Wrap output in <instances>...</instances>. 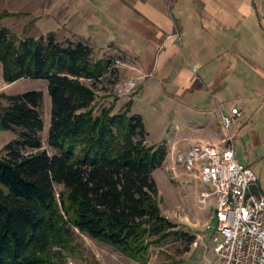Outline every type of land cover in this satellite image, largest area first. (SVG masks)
Instances as JSON below:
<instances>
[{
	"label": "trees",
	"instance_id": "16d2710c",
	"mask_svg": "<svg viewBox=\"0 0 264 264\" xmlns=\"http://www.w3.org/2000/svg\"><path fill=\"white\" fill-rule=\"evenodd\" d=\"M95 54L83 41H59L54 33L21 39L0 27L5 81L49 82V146L55 152L42 138L44 93L3 94L0 126L20 138L0 159V264H58L78 233L148 264L153 243L188 236L161 209L154 173L168 150L148 144L143 117L131 115L133 98L119 113L117 102L98 111V92L84 81L119 70Z\"/></svg>",
	"mask_w": 264,
	"mask_h": 264
},
{
	"label": "rangeland",
	"instance_id": "374dc122",
	"mask_svg": "<svg viewBox=\"0 0 264 264\" xmlns=\"http://www.w3.org/2000/svg\"><path fill=\"white\" fill-rule=\"evenodd\" d=\"M107 3L109 1L106 0H0V17L10 13L1 21L0 27L9 28L21 39L48 37L54 33L59 41H83L95 49V60H111L112 68L119 70L117 75H108L97 82L84 81L94 85L98 92V111L117 102L116 113H119L132 99L133 93L139 90L134 97L131 115L143 117L148 144L165 146L168 150L164 166L154 173L160 189L161 209L178 225L176 231L188 233L187 237L171 236L153 243L148 264H218L220 258L215 250L214 232L207 228L209 223L217 224L219 221L214 207L216 197L208 195L213 190L212 185L201 183L184 168L179 178L172 174L176 156L189 151L197 143L179 141V136L187 133L184 130L188 126L197 132L196 126L203 118V107L200 106L211 103L213 96L206 94L199 102L191 97L184 99L176 96L174 85L163 81L158 72L145 77L132 74L133 67L139 68L141 62H150L154 49L150 47L148 36L134 44L133 34L118 33L114 3L112 7ZM125 14L124 18H127V12ZM180 46L183 53L176 52L169 59L178 69L190 66L186 48ZM135 83L136 86L129 90V85ZM35 90L44 93L41 110L45 128L42 138L44 148L54 155L49 146L52 98L48 80L24 78L9 84L5 81L0 62V113L7 104L3 94L17 95ZM19 138L18 131L5 130L0 126V159L6 154L5 147ZM261 140L262 143L243 135L235 141V149L241 162L252 167L258 175L260 187L256 190L264 195V137ZM175 141L177 143L174 144ZM63 190V186H57L58 192ZM198 239L199 246H195ZM62 256L63 260L58 264H142L113 246L82 233L77 234L72 248L63 250Z\"/></svg>",
	"mask_w": 264,
	"mask_h": 264
},
{
	"label": "crops",
	"instance_id": "0c3cea01",
	"mask_svg": "<svg viewBox=\"0 0 264 264\" xmlns=\"http://www.w3.org/2000/svg\"><path fill=\"white\" fill-rule=\"evenodd\" d=\"M106 1L108 6L114 3L117 32L133 34L134 44L148 36L154 49L150 62L140 61L141 67H133L132 74L145 77L158 72L163 81L174 85L176 96L184 99L199 102L206 94L213 96L211 103L200 106L203 118L197 132L188 126L179 141L223 145L222 113L239 108L243 115L231 128L235 141L249 135L262 143L264 0ZM180 45L186 48L190 66L178 69L169 59L176 52L183 53Z\"/></svg>",
	"mask_w": 264,
	"mask_h": 264
},
{
	"label": "built area",
	"instance_id": "2783aa9c",
	"mask_svg": "<svg viewBox=\"0 0 264 264\" xmlns=\"http://www.w3.org/2000/svg\"><path fill=\"white\" fill-rule=\"evenodd\" d=\"M135 86L130 84L129 90ZM242 115L239 108H233L231 114L222 113L224 144L197 143L189 151L180 152L172 167L174 178H179L184 168L213 187L208 195L216 197L219 221L209 223L207 228L214 232L218 264H264V195L256 191L260 179L252 167L237 158L231 133ZM195 246H199V239Z\"/></svg>",
	"mask_w": 264,
	"mask_h": 264
}]
</instances>
